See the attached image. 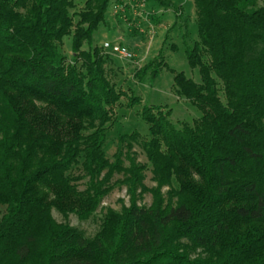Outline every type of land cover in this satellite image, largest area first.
<instances>
[{"label":"trees","instance_id":"trees-1","mask_svg":"<svg viewBox=\"0 0 264 264\" xmlns=\"http://www.w3.org/2000/svg\"><path fill=\"white\" fill-rule=\"evenodd\" d=\"M77 1L0 0V264H264V3L194 0L199 38L185 53L201 82L180 71L174 87L201 116L179 127L171 108L142 107L149 187L138 131L113 160L104 151L115 106L142 103L93 44L111 0L72 12ZM166 66L160 53L135 75ZM116 185L130 205L108 208L93 237L53 216L88 220Z\"/></svg>","mask_w":264,"mask_h":264},{"label":"rangeland","instance_id":"rangeland-1","mask_svg":"<svg viewBox=\"0 0 264 264\" xmlns=\"http://www.w3.org/2000/svg\"><path fill=\"white\" fill-rule=\"evenodd\" d=\"M84 1H77V7L72 9V12L82 10L85 6ZM171 1L176 8L181 7L178 12L158 4L155 0H111L106 10L105 22L94 35L93 44L99 47L106 58L105 68L110 81L117 89L127 94L133 93L142 99L140 105L128 107L126 105L128 98L124 96L115 106L104 144V151L110 160L114 159L120 135L138 131L141 136L134 144L133 151L140 162L149 165L142 146L143 140L150 136L149 125L140 115L144 105L171 108V120L179 127L195 125L201 116L197 107L186 97L179 95L174 87L175 72L180 71L196 82H201L199 68L190 65L185 53L186 44L193 45L199 38L196 6L194 0ZM263 3L264 0L259 1V4ZM73 31L74 28L72 34ZM72 34L63 38V52L69 60L73 58ZM106 42L121 43L133 53V58L127 59L104 50L103 44ZM173 45L176 47L174 48ZM82 49L88 50L89 44L85 42ZM160 53L167 66L159 74L153 77L148 73L142 78L135 75L136 71L146 66ZM73 170L75 174L81 172L80 166H75ZM122 177V174H117L113 181ZM87 180L79 182L80 189H85ZM145 183L149 187L156 186L152 180L150 165L146 172ZM174 184L178 186L176 182ZM167 190L168 188L165 187L164 192ZM151 202L152 195L146 193L142 204L150 205ZM124 205H130V196L125 186L116 185L88 220H80L76 214L64 217L56 209L53 210V216L58 222H68L80 229L85 236L93 237L101 228L106 210L113 208L121 211Z\"/></svg>","mask_w":264,"mask_h":264},{"label":"built area","instance_id":"built-area-1","mask_svg":"<svg viewBox=\"0 0 264 264\" xmlns=\"http://www.w3.org/2000/svg\"><path fill=\"white\" fill-rule=\"evenodd\" d=\"M103 49L113 54L121 55L127 59L133 58V53L121 43L106 42L103 44Z\"/></svg>","mask_w":264,"mask_h":264}]
</instances>
